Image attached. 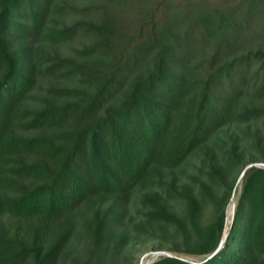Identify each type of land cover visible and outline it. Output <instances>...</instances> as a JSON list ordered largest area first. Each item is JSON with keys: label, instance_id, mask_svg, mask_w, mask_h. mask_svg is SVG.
Here are the masks:
<instances>
[{"label": "trees", "instance_id": "16d2710c", "mask_svg": "<svg viewBox=\"0 0 264 264\" xmlns=\"http://www.w3.org/2000/svg\"><path fill=\"white\" fill-rule=\"evenodd\" d=\"M263 163L264 0H0V264H264Z\"/></svg>", "mask_w": 264, "mask_h": 264}, {"label": "rangeland", "instance_id": "374dc122", "mask_svg": "<svg viewBox=\"0 0 264 264\" xmlns=\"http://www.w3.org/2000/svg\"><path fill=\"white\" fill-rule=\"evenodd\" d=\"M79 2L82 3L83 0H79ZM198 164H200V158L195 157L191 163V166H190V173L192 174V172H194V173L196 172L197 174H199V176L202 177V179L208 181L209 178L207 177V174L203 173L201 175V173H199V171L197 170L196 165H198ZM189 181H191V178L189 179ZM237 183H238V186L240 188V186H241L240 180L237 181ZM237 197H238V195H235L233 200H232L233 204H234V208H235ZM170 200H171L170 202H171L172 206H174L178 211L184 210V204L185 203L182 202L181 199H177V197H174L175 201H173V199H170ZM178 200H181V201H179V204H177ZM234 201H235V203H234ZM229 206H230V203L227 206V217H226L225 230H224L225 231L224 232L225 237H226L227 233L229 232L230 227L232 226V223H233V219H234V208H233L232 212L230 213ZM129 212H130L129 215L136 213V209L134 208V206H130ZM152 242L158 243L159 239L153 238V237L150 238L148 236H142L140 238H135L134 233H132L130 235L129 240H128V243H129L128 249L130 250V254L132 257L129 264H141L143 259L149 260L151 263L154 260H156L160 255H164V253H161V252L167 253V251H160V250L159 251H153L151 248L153 245ZM80 246L81 245L79 243H77V247L80 248ZM78 253L80 254V256L83 255V253L81 251H78ZM74 254H76V253L74 252Z\"/></svg>", "mask_w": 264, "mask_h": 264}, {"label": "bare ground", "instance_id": "6f19581e", "mask_svg": "<svg viewBox=\"0 0 264 264\" xmlns=\"http://www.w3.org/2000/svg\"><path fill=\"white\" fill-rule=\"evenodd\" d=\"M234 203H235V201H234ZM233 208H234V204H233V201L230 203V206H229V211H230V213L232 212V210H233ZM149 256V255H148ZM151 257V256H150ZM153 257V256H152ZM156 257V256H155ZM144 258V257H143ZM141 264H150V261L149 260H145V259H143L142 260V262H141Z\"/></svg>", "mask_w": 264, "mask_h": 264}, {"label": "built area", "instance_id": "2783aa9c", "mask_svg": "<svg viewBox=\"0 0 264 264\" xmlns=\"http://www.w3.org/2000/svg\"><path fill=\"white\" fill-rule=\"evenodd\" d=\"M165 254H168V255H171L169 252H165ZM182 259H185V260H191L190 258H185V257H181Z\"/></svg>", "mask_w": 264, "mask_h": 264}, {"label": "water", "instance_id": "95a60500", "mask_svg": "<svg viewBox=\"0 0 264 264\" xmlns=\"http://www.w3.org/2000/svg\"><path fill=\"white\" fill-rule=\"evenodd\" d=\"M257 165H261V164H257ZM264 165V164H263ZM161 253H164L165 254V252H161Z\"/></svg>", "mask_w": 264, "mask_h": 264}]
</instances>
